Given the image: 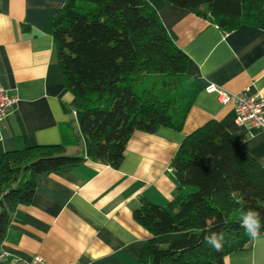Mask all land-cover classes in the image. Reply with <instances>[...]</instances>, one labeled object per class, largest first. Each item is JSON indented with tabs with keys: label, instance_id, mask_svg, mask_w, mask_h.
<instances>
[{
	"label": "trees",
	"instance_id": "1",
	"mask_svg": "<svg viewBox=\"0 0 264 264\" xmlns=\"http://www.w3.org/2000/svg\"><path fill=\"white\" fill-rule=\"evenodd\" d=\"M223 31L242 24L264 29V0H165ZM64 85L74 94L87 158L118 168L134 131L180 130L198 87L188 57L174 43L152 0H66L46 23ZM64 141L4 152L0 158V244L18 207L32 201L37 176L85 160L66 155L79 139L62 125ZM69 134V135H68ZM171 166L178 193L166 205L142 200L133 217L150 233L141 264H225L253 236L245 211L264 219V167L218 121L187 134ZM223 232L217 252L205 235ZM264 232V227L259 234Z\"/></svg>",
	"mask_w": 264,
	"mask_h": 264
},
{
	"label": "crops",
	"instance_id": "2",
	"mask_svg": "<svg viewBox=\"0 0 264 264\" xmlns=\"http://www.w3.org/2000/svg\"><path fill=\"white\" fill-rule=\"evenodd\" d=\"M66 0H0V86L15 96L0 122V158L21 147L58 145L67 124L79 139L80 113L64 85L56 47L46 23ZM176 46L188 57L198 92L183 127L134 131L118 168L87 158L66 144L65 154L84 161L37 176L32 201L18 207L0 244V264H28L39 255L51 264H141L150 233L133 217L144 199L166 206L178 193L171 166L182 139L210 120L218 121L264 167V130L235 121L214 84L229 92L264 96V29L242 24L223 31L208 19L165 0H152ZM69 135V134H68ZM81 152V153H79ZM225 264H264V232L230 253Z\"/></svg>",
	"mask_w": 264,
	"mask_h": 264
},
{
	"label": "built area",
	"instance_id": "3",
	"mask_svg": "<svg viewBox=\"0 0 264 264\" xmlns=\"http://www.w3.org/2000/svg\"><path fill=\"white\" fill-rule=\"evenodd\" d=\"M206 90L208 92H215L221 104L233 105L236 123L264 130V96L248 95L245 91L229 92L214 84H209ZM16 101L17 98L15 96L9 95L6 89L0 86V122L9 114ZM3 256L1 253L0 258H3ZM28 264L51 263L39 255H34Z\"/></svg>",
	"mask_w": 264,
	"mask_h": 264
},
{
	"label": "clouds",
	"instance_id": "4",
	"mask_svg": "<svg viewBox=\"0 0 264 264\" xmlns=\"http://www.w3.org/2000/svg\"><path fill=\"white\" fill-rule=\"evenodd\" d=\"M262 163H264V161H262ZM241 226L248 235L256 237L260 229L264 227V219H262L260 212L254 209H248L242 215ZM224 240L225 236L223 232H212L205 235V241L217 252L222 250Z\"/></svg>",
	"mask_w": 264,
	"mask_h": 264
},
{
	"label": "rangeland",
	"instance_id": "5",
	"mask_svg": "<svg viewBox=\"0 0 264 264\" xmlns=\"http://www.w3.org/2000/svg\"><path fill=\"white\" fill-rule=\"evenodd\" d=\"M78 137H79V141H78V144H77V149H78V151H79V150L82 151L85 139H84L83 135L81 134V131L78 132ZM72 152H73V151H72V149H71V150H69V151L66 153V155H70ZM79 153H81V152H79Z\"/></svg>",
	"mask_w": 264,
	"mask_h": 264
}]
</instances>
